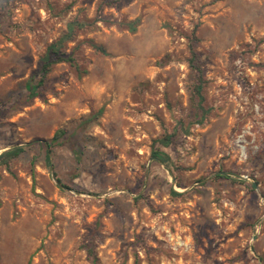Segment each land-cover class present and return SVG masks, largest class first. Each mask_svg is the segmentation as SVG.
<instances>
[{"label":"rangeland","instance_id":"obj_1","mask_svg":"<svg viewBox=\"0 0 264 264\" xmlns=\"http://www.w3.org/2000/svg\"><path fill=\"white\" fill-rule=\"evenodd\" d=\"M101 1L0 0V153L24 148L0 165V264H89L91 234L99 264H264V0ZM75 16L104 18L67 45L86 72L57 63L24 103ZM134 19V32L118 26ZM193 30L203 124L188 92ZM174 128L157 162L153 141Z\"/></svg>","mask_w":264,"mask_h":264},{"label":"trees","instance_id":"obj_2","mask_svg":"<svg viewBox=\"0 0 264 264\" xmlns=\"http://www.w3.org/2000/svg\"><path fill=\"white\" fill-rule=\"evenodd\" d=\"M115 1L117 0H102L100 7L109 6ZM50 9L54 10L52 6H50ZM103 19L104 18L101 16L99 18H94L93 20L75 16L73 19L69 20L66 23V27L61 32V34L46 46L43 54L39 58L37 68L24 82L23 87L25 93L21 101H23L24 103H28L35 97H41L45 89L47 76L50 73L52 67L57 63L65 62L73 67L76 72H86V70H82L80 68V65L78 64L77 54L75 52L76 46L73 49L68 50L67 45L69 42H73L75 40L78 31L84 30L88 26L92 25V23L102 21ZM136 24L137 19L127 22H118V26L126 27L131 32L135 31ZM197 40L198 38L195 34V30H193L190 37H188L187 44L188 57L186 58V63L192 75V80L188 87V92L190 105L194 109L195 121L203 124V121L205 119L204 115L208 112V108L203 105L204 97L202 92L205 86V78L204 69L200 61L199 54L195 49ZM88 41L94 52L100 53L101 55L108 54L107 50L102 44L94 42L93 40ZM160 63L163 64L164 62L162 61ZM100 111L101 110H99L98 113ZM93 117L94 116L92 115L88 119H91ZM177 132V128H174L170 132H167L164 129L163 134L153 141L156 144L152 145L150 156L154 160L164 164L169 163L170 158L168 154L161 150L160 146L166 147L172 144L173 138L176 136ZM64 134L65 131L63 129H58L53 133L49 140L45 141L44 160L47 166L51 165V153L53 147L61 143L60 139ZM23 150L24 148L20 145L5 149L0 153V165L7 167L12 160L16 159L23 152ZM53 174L60 186L68 187L56 176L55 172H53ZM216 177L221 176L217 174ZM169 192L172 195H180V193L175 192L172 188H169ZM80 247L84 250L89 264H99V258L95 251L96 244L93 234H91V237L86 242L82 243ZM133 264H138L137 258H135Z\"/></svg>","mask_w":264,"mask_h":264}]
</instances>
